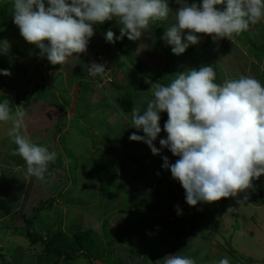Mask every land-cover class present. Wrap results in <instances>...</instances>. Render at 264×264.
Listing matches in <instances>:
<instances>
[{"label":"rangeland","instance_id":"374dc122","mask_svg":"<svg viewBox=\"0 0 264 264\" xmlns=\"http://www.w3.org/2000/svg\"><path fill=\"white\" fill-rule=\"evenodd\" d=\"M168 2L173 10L168 19L151 23L136 41L127 36L115 44L105 41L107 30L120 36L121 25L115 18L94 25L96 35L87 52L61 66L52 65L38 47L23 39L13 22V0H0V41L10 44L7 54L0 53V69L11 72L0 75V98L19 99L31 91L27 105L11 107L13 113L25 112L20 134L56 153L43 181L25 179V161L14 154L17 145L8 134L13 122H0V243L4 248L0 264H39V259L40 264H53L45 259L41 239L61 224L70 234L93 229L102 235L105 264H151L155 255L157 264H164L162 258L168 255L188 256L197 264H218L225 257L230 264H244L246 256L255 260L251 264H264V198L260 195L264 175L253 181L252 189L227 198L223 214L225 198L189 206L170 168L162 167L163 157L170 165L179 158L159 143L167 138L163 131L167 113H160L162 131L153 142L160 153L154 155L144 142L129 139L132 133H144L133 127L132 113H124L115 103L118 94L130 92L134 108L142 113L153 98L148 91L152 83L168 85L177 73L207 65L214 68L217 84L244 75L264 86V19L231 41L213 42L210 36L197 34L200 43L177 56L162 39L179 8L175 0ZM93 62L114 67L119 81L109 84L108 68L101 80L89 76L88 64ZM24 213L30 214L26 218L32 224L23 221ZM209 213L220 219L218 231L204 230L203 214L209 217ZM27 228L39 235L36 243L27 236ZM4 231L9 232L7 237ZM132 231L138 234L131 237ZM130 245L136 248L133 253L126 250ZM20 247L26 248L23 254ZM151 249L155 255H146ZM64 264L91 262L78 256Z\"/></svg>","mask_w":264,"mask_h":264},{"label":"clouds","instance_id":"9594fccd","mask_svg":"<svg viewBox=\"0 0 264 264\" xmlns=\"http://www.w3.org/2000/svg\"><path fill=\"white\" fill-rule=\"evenodd\" d=\"M175 2L179 5L175 23L165 29L162 39L177 56L200 43L197 34L208 35L213 42L231 41L264 19V0ZM218 5L225 7L221 10ZM172 11L168 0H13V22L20 35L38 47L52 65L61 66L87 52L95 35L94 25L115 18L121 25L120 36L107 30L105 41L115 44L124 36L136 41L151 23L166 21ZM9 50V42L0 41V53ZM106 68L116 70L93 62L88 64V75L101 80ZM0 75L10 76L11 72L0 69ZM107 79L111 82L110 76ZM215 80L212 65L179 72L168 85L152 83L148 91L153 98L146 109L141 113L134 108L131 114L133 127L144 135L132 133L129 139L144 142L158 155L160 149L153 142L162 131L160 113H167L163 126L167 138L159 143L179 158L170 165L168 157H163L162 167L170 168L172 178L185 190L186 203L193 207L198 202L236 197L252 189L253 181L264 175V86L244 75L223 84ZM11 104L7 98L0 101V122H13L8 134L17 145L14 154L25 161V179L43 181L56 153L20 134L25 112L18 109L13 113ZM163 260L164 264H196L191 257L180 255H168ZM218 264L230 261L225 257Z\"/></svg>","mask_w":264,"mask_h":264},{"label":"trees","instance_id":"16d2710c","mask_svg":"<svg viewBox=\"0 0 264 264\" xmlns=\"http://www.w3.org/2000/svg\"><path fill=\"white\" fill-rule=\"evenodd\" d=\"M85 61H86V59H85ZM118 74H119L118 71L111 70L110 75H109L111 78V82L109 84L114 86V84L119 81ZM34 85H36V84H33V86ZM16 91H17L16 93L18 94L19 90H16ZM30 93H31V91L26 92L25 93L26 95H24L22 93V96L19 99H17V98L13 99L11 97H6V96H4V98H2V99H6V98L9 99L10 102L12 103L10 106L14 107V109H15L16 106L24 107L25 105H27V103H28L27 97ZM79 93H80V91H79ZM2 99L0 98V101H2ZM114 99H115V103L123 110L124 113H127V114L132 113V110L135 106V102H134L133 95L130 92L120 93ZM131 161H133V163H135V164H138L139 167H141V166L144 167V163H140L139 161L137 163V160L135 159V157H131ZM260 195L264 198L263 192ZM250 199H251V197H250ZM225 202L226 201H224V204L222 206L220 214L224 213ZM202 206L206 207L203 204H202ZM212 215H213L212 213H209L208 214L209 217H207L203 214L205 219L202 220V223L200 222L202 224V226H204L205 230L208 232L211 230L212 231H218V229L220 228V225H221L220 219H217V217L215 215H213L214 217ZM33 218L36 219L37 215L34 216ZM207 218H209V219H207ZM195 220H196V217H195ZM23 221H25V223H27V224H32L31 219L28 220L26 217L24 218ZM206 221L211 223L212 226L211 227L208 226ZM171 222H173V220H171ZM137 234H138V232L135 233V231L130 232L131 237H134ZM27 236L30 238L32 243H36L37 240L39 239V235L36 233L35 230L33 232H31V230L28 229ZM41 240H42V245L44 246L43 252L45 253V255H44L45 259L49 263L53 262V264H59L64 257L67 260L68 259L73 260L74 259L73 254L79 255L82 253L89 257L91 264H94V262H96V261H101L103 264L106 263V261L104 260L105 259V251L102 250V246L104 244L102 235L95 232L93 229L79 230L77 232L70 234L69 231H65V229L62 227V224H61V226L56 231L51 232V234H50V232H48L47 235L45 237H43ZM132 247H133V245H130V247H128L129 249L127 248L126 250L128 252L130 250V252L133 253V250L131 251V249H136V248H132ZM114 251H117V248H114ZM193 252H198V251L192 250V253ZM232 252L237 253L235 250H233ZM154 253H155L154 249H151L146 253V255H149V256L155 255ZM185 253L189 255L188 250ZM244 258L247 259V261L244 264H251V263L255 262V260L252 259L251 257L244 256ZM155 259H156V255H155V257L152 258L151 264H157ZM162 260H163V258H162ZM195 262L197 264V262H199V261L196 260Z\"/></svg>","mask_w":264,"mask_h":264},{"label":"crops","instance_id":"0c3cea01","mask_svg":"<svg viewBox=\"0 0 264 264\" xmlns=\"http://www.w3.org/2000/svg\"><path fill=\"white\" fill-rule=\"evenodd\" d=\"M226 199H227V198H225V201H226ZM29 215H30L29 213H24L22 217H23V219H24L25 217H27V216H29ZM4 218H6V216H5ZM170 224H171V223H170ZM8 234H9V232L4 231V235H5V237H7ZM189 245H190V244H189ZM19 249L21 250L22 254H23L24 251L26 250V248H22V247H20ZM0 251H4V248H3V246H2L1 243H0ZM74 258H77V257H74ZM38 259H39V258H38ZM39 260H40V259H39ZM39 260H38V263L40 264ZM66 260H67V259L64 257V258L62 259V261H61L59 264H64V263L66 262Z\"/></svg>","mask_w":264,"mask_h":264},{"label":"water","instance_id":"95a60500","mask_svg":"<svg viewBox=\"0 0 264 264\" xmlns=\"http://www.w3.org/2000/svg\"><path fill=\"white\" fill-rule=\"evenodd\" d=\"M74 257H77V256H83L84 258H86V259H88L89 260V257L87 256V255H85V254H80V255H73Z\"/></svg>","mask_w":264,"mask_h":264}]
</instances>
